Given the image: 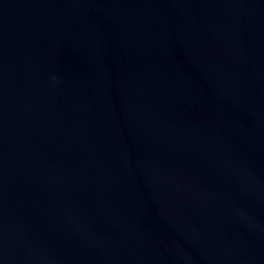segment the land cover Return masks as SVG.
<instances>
[{
	"label": "water",
	"instance_id": "95a60500",
	"mask_svg": "<svg viewBox=\"0 0 264 264\" xmlns=\"http://www.w3.org/2000/svg\"><path fill=\"white\" fill-rule=\"evenodd\" d=\"M0 264H264V0H0Z\"/></svg>",
	"mask_w": 264,
	"mask_h": 264
},
{
	"label": "clouds",
	"instance_id": "9594fccd",
	"mask_svg": "<svg viewBox=\"0 0 264 264\" xmlns=\"http://www.w3.org/2000/svg\"><path fill=\"white\" fill-rule=\"evenodd\" d=\"M53 80H55V77H52Z\"/></svg>",
	"mask_w": 264,
	"mask_h": 264
}]
</instances>
